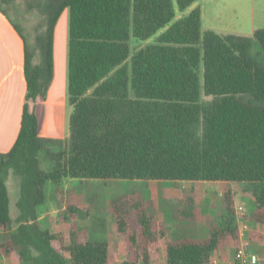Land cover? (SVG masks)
<instances>
[{"label": "trees", "instance_id": "1", "mask_svg": "<svg viewBox=\"0 0 264 264\" xmlns=\"http://www.w3.org/2000/svg\"><path fill=\"white\" fill-rule=\"evenodd\" d=\"M21 1L38 14L32 39L11 15L17 0H0L23 40L27 81L18 137L0 153V253L17 251L20 264H152L168 229L129 196L111 205L127 248L120 262L109 238L92 239L73 224L68 244L64 232L43 227L46 184L60 192L66 178L234 183L254 197L252 220L264 227V28L252 36L204 29L198 0ZM65 10L70 137L55 140L61 149L48 152L46 170L39 153L48 138L31 105L47 99ZM12 173L20 178L16 218ZM235 196L224 192L225 213L207 237L167 241V264H210L214 251L239 246ZM82 213L72 198L63 215ZM249 242L264 245L263 232L252 231Z\"/></svg>", "mask_w": 264, "mask_h": 264}, {"label": "rangeland", "instance_id": "2", "mask_svg": "<svg viewBox=\"0 0 264 264\" xmlns=\"http://www.w3.org/2000/svg\"><path fill=\"white\" fill-rule=\"evenodd\" d=\"M17 3L16 10L13 9L11 15L23 25L32 39L33 27L38 14L26 12L21 0H17ZM197 5L201 6L205 14L204 25L207 22L215 24L219 27L217 32L236 31L252 36L255 30L264 28V0H198L193 7ZM58 24L55 32L58 91L53 93L48 101L38 100L37 103L31 105L40 116L41 122L50 131L48 132L54 136L44 137L48 138V141L46 147L39 153L42 167L46 170L52 165L48 152L61 149V146L55 142L54 133L63 130L65 134L67 133V139L70 137V115L72 113L68 92V10L64 11ZM154 38L144 42L133 39V44L135 46L144 45L152 42ZM7 183L11 198V214L13 218H16L20 178L12 173ZM244 188L241 185L226 182H176L147 178H66L60 184V192L53 182L46 184L47 199L39 206L40 223L53 232H64L68 244L71 243L73 224L92 239L109 238L117 261L120 262L127 256V248L123 235L117 231L115 215L111 211V205L114 202L123 203L124 198L129 196L135 206L145 204L147 210L154 213L168 229L167 237L162 240V250L167 252L166 244L169 240L183 236L207 237L210 228L218 224L225 213L224 192L227 189H233L236 194L237 208L243 207L240 213L237 210L241 234L244 240L250 241L252 231H261L264 234V227L252 220L255 199L252 195L242 191ZM72 198L78 201L85 213L66 220L63 212ZM252 244L253 242H251L250 253L264 250L262 243ZM237 247L238 245L235 244L229 246L233 262L240 264L241 262L236 259ZM155 259L156 264H165L161 261V255Z\"/></svg>", "mask_w": 264, "mask_h": 264}, {"label": "crops", "instance_id": "3", "mask_svg": "<svg viewBox=\"0 0 264 264\" xmlns=\"http://www.w3.org/2000/svg\"><path fill=\"white\" fill-rule=\"evenodd\" d=\"M202 21L203 28L206 26V29L215 31L219 30V27L211 22H207L206 25H204L205 14L203 13V10ZM57 29L58 26H56L55 32L57 31ZM227 33L244 35L236 31L222 32V34ZM57 69L58 65L55 60L54 78L50 85L46 101L51 99L52 94L57 93L58 91L56 85ZM26 94L27 81L24 73V43L20 34L16 31L12 23L3 13L0 12V153L9 152L18 137L21 127L23 107L26 102ZM62 102L63 100L60 101V104ZM38 117L40 120V134L43 137H54L51 135V133H49L50 131L47 130L45 124L41 122L39 115ZM54 135L56 140L63 142H66L67 140V133L65 134L63 130L58 133H54ZM40 218L41 216L39 217V221ZM241 239H243L242 234ZM230 251L231 250L229 247H225L221 250L214 251L212 256H217L216 258L219 264H235L233 262V256ZM252 254H256L259 256L260 259L258 264H264V250H259L256 253ZM159 255H161V261H164V263L166 264L167 252H164L162 250V247L160 254L152 258V264H156L155 258ZM0 264H20L19 253L17 251L9 255L0 253Z\"/></svg>", "mask_w": 264, "mask_h": 264}, {"label": "built area", "instance_id": "4", "mask_svg": "<svg viewBox=\"0 0 264 264\" xmlns=\"http://www.w3.org/2000/svg\"><path fill=\"white\" fill-rule=\"evenodd\" d=\"M238 213L243 210V207L240 206L237 208ZM250 243L248 240L241 239L239 246L236 250V259L241 262V264H258L259 256L249 252ZM210 264H219L214 255L211 257Z\"/></svg>", "mask_w": 264, "mask_h": 264}]
</instances>
